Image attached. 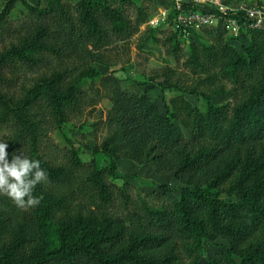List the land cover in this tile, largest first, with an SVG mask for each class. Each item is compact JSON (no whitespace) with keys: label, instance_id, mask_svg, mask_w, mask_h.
Wrapping results in <instances>:
<instances>
[{"label":"trees","instance_id":"16d2710c","mask_svg":"<svg viewBox=\"0 0 264 264\" xmlns=\"http://www.w3.org/2000/svg\"><path fill=\"white\" fill-rule=\"evenodd\" d=\"M72 1L49 0L42 9L3 0L0 10V39L20 36L0 50V140L9 160L37 159L48 177L33 191L35 207L0 197V264H199L205 244L217 239L228 248L205 264H264V31H240L246 44L238 53L237 39L212 26L194 33L206 42L188 43L191 34L174 25L175 13L147 28L143 35L191 80L171 81L181 74L169 67L151 79L163 80L162 94H175L162 99V115L147 83L97 67L115 65L106 53L140 33L147 9L134 0ZM19 14L32 18L23 35L9 24ZM213 15L245 20L233 11ZM220 96L228 101L217 105ZM102 100L112 104L108 133L89 163L72 146L61 160L44 152L49 126L58 131ZM97 154L108 168L98 169ZM121 160L172 173L183 185L177 203L155 207L127 184L116 186Z\"/></svg>","mask_w":264,"mask_h":264},{"label":"rangeland","instance_id":"374dc122","mask_svg":"<svg viewBox=\"0 0 264 264\" xmlns=\"http://www.w3.org/2000/svg\"><path fill=\"white\" fill-rule=\"evenodd\" d=\"M78 0H73L75 3ZM175 1L177 0H134L138 5L144 6L149 15L150 19L147 24L140 28V33L133 36L126 48L120 47V49L111 50L107 54L110 64H115L114 66H97L98 70L104 74H111L118 79H131L137 83H147V93L158 107L161 114H165L162 99H169L175 94L170 92H164L162 94L159 83L163 80H157L154 82L153 79L156 75H160L165 67L180 70L173 58L168 57L164 49L159 45L152 44L148 37L144 36L143 33L147 28H154L160 24L162 21V14L165 13V17L168 15H173L174 12L172 8L174 7ZM49 0H28V3L32 6H39L45 9L48 5ZM71 2V3H72ZM192 7L200 9L202 11L211 10L214 8L211 0H191ZM3 0H0V6L2 7ZM217 4L227 8L228 10L236 9L239 5L256 6L264 9V0H217ZM132 11H128V13ZM32 18L26 17L24 15H17L13 17V21L9 24L21 30L22 35L25 33L22 28L31 21ZM158 20L159 24L152 26L150 22L152 20ZM214 29L217 30V34L225 32L226 36L229 38H235L237 41H233L232 45L235 47L238 53L242 52L241 46L246 44L245 35L240 32L238 34L231 31L226 27L225 23L216 20L212 25ZM200 34L194 35V33L187 38L188 43L202 44L206 42L203 39H199ZM25 36V35H24ZM20 36H15L10 38L7 34L3 35L0 39V50L2 46L8 45L10 42L19 39ZM14 43H17L14 41ZM122 45V44H121ZM123 46V45H122ZM178 77L175 76L171 81H178L179 85H186L190 83V77L188 71H179ZM165 86V83H164ZM124 87L129 88V84H124ZM185 99L195 107L200 110H204L202 103H200L194 97L186 96ZM228 101L227 96H220L215 99L217 105H221ZM112 108V104L107 100H102L95 108L86 109L85 113L76 119L70 120L67 125L62 129L55 131L50 126L47 128L46 138L43 140V150L48 154L49 157L61 160L65 151L68 150L69 146L80 150V159L83 163L87 164L91 161L92 153L91 150L97 149L106 134L108 133V128L105 123L106 115ZM178 128L179 139L184 141L188 139V134L182 128L179 122H176ZM4 133L0 132V137ZM0 142H6V140H0ZM47 151H46V150ZM95 160L98 169L108 168L110 166L109 160L103 154L95 155ZM117 181L114 184L121 187L124 183L128 186V192L130 194L139 193L142 197H145L148 202L155 207L160 205L170 204L173 205L177 203L180 189L183 187L181 183L175 180L172 173L169 174H156L153 168L149 165L140 166L135 162L128 160H121L117 163ZM166 187L167 192L160 190V187ZM154 196V197H153ZM1 199H8L6 197H1ZM8 201H11L8 199ZM4 211V207L1 208ZM7 216V215H5ZM4 216L3 219H6ZM19 220H15V225L9 227L11 231L14 229ZM9 231V230H8ZM8 232L6 233V241H9ZM4 240V239H3ZM228 248V244L223 239H217L213 242L206 243L203 256L199 264H205L206 261L213 257L215 254L223 253Z\"/></svg>","mask_w":264,"mask_h":264},{"label":"clouds","instance_id":"9594fccd","mask_svg":"<svg viewBox=\"0 0 264 264\" xmlns=\"http://www.w3.org/2000/svg\"><path fill=\"white\" fill-rule=\"evenodd\" d=\"M8 143L0 142V197H6L18 208L35 207L40 198L33 195L37 185L46 182V171L37 159L13 155L9 160Z\"/></svg>","mask_w":264,"mask_h":264},{"label":"built area","instance_id":"2783aa9c","mask_svg":"<svg viewBox=\"0 0 264 264\" xmlns=\"http://www.w3.org/2000/svg\"><path fill=\"white\" fill-rule=\"evenodd\" d=\"M214 8L208 11H202L200 9H195L192 7L191 0H177L175 1L174 7L172 8L175 13L173 16V23L177 28H182L187 30L190 34L200 32L207 27H211L216 20L225 23L228 29L232 32L238 34L240 31H246L247 29H256L264 31V9L256 6L239 5L236 9L228 10L217 4V0H211ZM185 7L191 6V9H184ZM1 10V6H0ZM218 10L221 15H225L228 11H233L234 13L244 14L245 20L238 22L239 19H229L223 20L221 17L215 18L213 12ZM165 13L162 14L163 23L166 21ZM152 26L159 24L158 20H152L150 22Z\"/></svg>","mask_w":264,"mask_h":264}]
</instances>
